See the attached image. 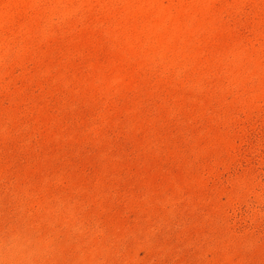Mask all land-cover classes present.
Instances as JSON below:
<instances>
[{
	"label": "rangeland",
	"instance_id": "1",
	"mask_svg": "<svg viewBox=\"0 0 264 264\" xmlns=\"http://www.w3.org/2000/svg\"><path fill=\"white\" fill-rule=\"evenodd\" d=\"M0 264H264V0H0Z\"/></svg>",
	"mask_w": 264,
	"mask_h": 264
}]
</instances>
